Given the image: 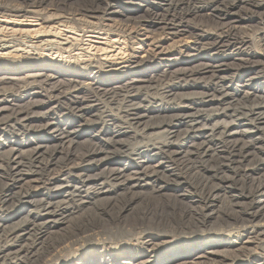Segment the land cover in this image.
Segmentation results:
<instances>
[{
  "label": "bare ground",
  "instance_id": "obj_1",
  "mask_svg": "<svg viewBox=\"0 0 264 264\" xmlns=\"http://www.w3.org/2000/svg\"><path fill=\"white\" fill-rule=\"evenodd\" d=\"M5 2L0 15L33 16L43 27L34 35L0 31V264H255L252 246L264 249V83L253 84L264 77V48L236 59L232 66L254 68L235 89L229 86L235 75H223L228 66L214 64L208 53L249 48L254 37L245 36L243 24L254 16L264 24V3ZM68 25L80 32L123 27L118 30L126 37L161 31L178 39L187 58L160 60L147 53L118 68L101 61L59 68L44 55L74 51L72 43L54 40ZM212 26L221 29L213 33ZM215 77L220 95L204 96L199 87H211ZM183 135L186 142L176 143ZM197 193L204 200L201 209ZM166 196L187 209L183 214L196 231L251 227L238 235H202L160 261L154 252L164 242L161 231L148 234L155 230L146 229L144 215L136 214L132 225L122 218L137 213L145 198ZM85 215H94L102 227L116 222L119 228L100 233L110 247L62 255L78 236L73 223ZM65 229L70 236L57 242ZM146 233L132 243L136 234ZM95 235L90 232L85 241Z\"/></svg>",
  "mask_w": 264,
  "mask_h": 264
},
{
  "label": "rangeland",
  "instance_id": "obj_2",
  "mask_svg": "<svg viewBox=\"0 0 264 264\" xmlns=\"http://www.w3.org/2000/svg\"><path fill=\"white\" fill-rule=\"evenodd\" d=\"M258 1L264 3V0H262V1L258 0ZM0 2H2L3 4L6 3L5 0H0ZM246 7H249V6H246ZM17 16L18 15H14V14H4V15L1 14L0 15V31L3 30L1 32H3L6 35H9V34H12L13 31H15L17 29H21L22 34L24 33L26 35H34L36 31L40 30L41 27H43V25L42 26L40 25L42 22L38 21L37 18H33V16H29L28 18L24 17V16H18V17ZM254 17H255L254 20H250L251 22H248V23L245 22V24H243V25H247V29H249V31L247 29H245L244 32L245 33L247 32L245 36L248 37V35L251 34V35H249L248 38L250 39V36H251V37H254L251 39L255 40L254 41V40L250 39V41H251L250 45L251 46L249 45V48L244 49L240 52H237V50H233L231 47L228 49H225V50H222L224 48H219V50L213 48L208 53L209 54L208 56L212 57V61L214 64H216V62L218 61V62L226 64V66H228V67H224V70H226V71L223 73V75H225L226 77L231 76L233 74L235 75L234 80L229 85L230 88H232V89H235V87L239 88V85L241 83L243 84V81L245 79H247L249 76H252L253 75L252 70L254 68V67L251 68L249 66H244V67L232 66L235 63H237V64L239 63L238 62L239 60H236V59H241V57L243 58L246 55L248 56L250 54H255L258 51H259V53H261V50L264 48V30L262 28V27H264L263 20H262L263 18H259L257 16H254ZM54 25L58 26V24H54ZM62 25H64V24H62ZM70 27H71V29H70ZM105 29L106 30H104V31L103 30H96V31L88 30V31L80 32L77 29H74L71 25H68L67 27L61 26L57 30V32L59 31L58 33H60V35H56L57 38L56 39L54 38V40L69 42L70 44L72 43L74 51H72L70 53H65L63 55V57L56 55V54H54V56L49 55L52 52L45 54L44 57L47 56L46 58L51 59V62L53 64L56 63V66H58L59 68L61 66L63 67L66 65H70V66H74V67L79 66L78 68H80V66L82 64H84V62L88 64V63H96L97 61H101V63H103V64L105 63L107 66L112 64V65H114V68H118L119 63H122L123 61H127V60H130L131 62L136 61L137 57H141L142 55L147 54V53L156 54L157 59H160V60L161 59L165 60V58H166V60H169V59L172 60V59H176L179 57L187 58L186 56H187L188 52L184 51L180 47V44L178 43L179 42L178 39H176V38L174 39V38L169 37L166 34H162L161 31L157 32L156 36L155 35L154 36H152V35L147 36V35H143V33H133L130 37H128V36L126 37L127 34H125L124 32H122L123 33L122 34L120 32V30H122V29L125 30V28H123V27H115V28H112L111 31H109L108 28H105ZM118 29H120V30H118ZM208 29H210L213 33H215L217 31H220L221 27L220 26H212V27H209ZM259 30H262V31H259ZM28 32H30V33L28 34ZM86 32H88V33H86ZM18 33H21V32H18ZM244 34L242 33V35H244ZM252 34H254V35H252ZM43 35H45V34H42V33L38 34V36H43ZM124 35H125V37H124ZM242 35H240V36L242 37ZM23 38H27V37L23 36ZM150 38H152V39H150ZM157 43H158V46H157ZM256 43L257 44L259 43V44L257 45ZM249 49H250V51H249ZM148 51H150V52H148ZM170 54L174 55V56H170ZM70 55H71V57H70L71 59L69 58ZM72 57H74V58H72ZM230 62H232V63H230ZM160 66L163 67V69H164V65H160ZM236 75H238V76H236ZM263 78H262V80L256 79V81L254 82L253 85L255 86V85H260V84L264 83ZM217 81H218V83H217ZM214 82L215 83H213L211 87H209L205 83H203L201 85V87H199V89H205V92H203L204 96L206 94H208L209 92L210 93L214 92L215 96H217V97L220 95V93H221V89H220L221 81L219 82V79L215 77ZM214 84H216V85H214ZM215 89H216V91H214ZM250 123L251 122H249L248 124H250ZM257 127H258V125H257ZM257 135H259V134H257ZM184 138H185L184 135L182 136V138L178 137L176 143H185L186 140H184ZM83 148L85 149V146H83ZM117 159H118V157H117ZM204 160L206 163L207 160L206 159H204ZM205 163H203V161H201L200 166H202V169L203 168L205 169ZM209 165L208 166L211 168V167H213L214 163L211 162V163H209ZM238 185L239 184H237L235 187L240 188V186H238ZM245 188L247 191L249 190L248 185H246ZM0 190H1V186H0ZM197 194L199 196V198H197V203H196L197 207L203 208L204 207V204H203L204 200L201 197L202 195H200V193H197ZM143 203H142V207H140V209H138L136 211L137 213L134 212L129 217H127L125 219L122 218V222H126L128 225H132L134 220H136V218H137V217H135L136 214H140V216H143V215L145 216L146 229H148L147 227H150L151 230H155L154 233L152 231H148L147 232L148 234H157L156 231H159V232L161 231V233H158V235L165 237L164 239H162V241H164V242L158 248V250L154 252L155 253L154 254L155 259H157V257H158V260H160V261L162 259L166 258V256L170 255L171 253L176 252L177 250H183V251L187 250V248L189 247V244L191 245L192 242L197 243L198 241H200L199 237H201L202 235L203 236L204 235L205 236H207V235L225 236L227 234H232V233H234L235 235H238V234L243 232L242 230L245 231L251 227V226L246 227V226H243L240 224L234 225V226H229V227L227 225H223V227H221V229H220V227H217L215 229V231L212 230V232H214V233H205V232H201V231L206 230V232H207L210 227L209 226L207 228L203 227V228L199 229L198 231H196L194 228L195 222L193 220L186 219L185 215L183 214V211H186L187 209H184L180 205L174 204V202L172 201V198H170L168 196L160 197V198H148V199L145 198ZM21 206L23 207L24 205H21ZM181 209H183V210H181ZM181 213L183 214L184 218L181 217L182 216ZM86 217H87V219H86ZM180 220H182V221H180ZM72 226H73V229H75V230H73V229H71V230H73V232L76 231L78 233V236L75 239H72L73 242H67L70 248L67 252H62V255L67 254V253L70 254L73 251L72 253H75V254L81 256L84 253L89 252L91 250H95V249L97 250L99 248H102L104 245H105V247H107V246L110 247V243L105 242V240H104V238L106 239L107 237H103V234H100V233H108V230L110 228L111 229L119 228L115 221H113V222L111 221V223L107 224L106 227H102L104 225L99 223L98 220L94 217V215H85L84 217L81 218V220L79 222L73 223ZM79 226H82L83 228L86 227L87 229L91 230L90 231L91 234L95 233L96 235L93 236L94 238H92V240L90 239V240L85 241V239L89 237V236L88 237H86V236L90 232H88L87 234H83L82 233L83 230L79 231ZM178 226L179 227L184 226L185 228L182 232L181 231H178V232H174V231L172 232L171 231L172 227H178ZM190 226H191V228H190ZM235 226H238V227L236 228ZM91 227H93V229ZM227 228H231V230L227 229ZM232 228L235 230H233ZM156 229H158V230H156ZM65 231L64 232L62 231V233H61L65 237L60 235L59 239H57V242H60L62 240H66L70 236L69 232L66 229H65ZM147 233L146 234H136L132 238V240H134L132 243L136 244L137 243L136 240H138V239H139L138 241H140V242L143 241V238H145V236L148 235ZM239 237L240 236H238V238ZM134 238H136V240ZM72 240H69V241H72ZM106 240H108V239H106ZM233 240H235V238H233ZM244 241L245 240L242 239L241 243H243ZM241 243L238 242V243H234V244H236L235 246H242ZM70 244H72V245H70ZM113 245H115V244H113ZM252 247L254 248V251L252 252V258L250 260H256L255 264L261 263L260 261H258L259 259H263V261H264V249L262 247L260 248V246L255 247V245H253ZM77 262H81V261L78 260ZM53 264H57V263L55 262Z\"/></svg>",
  "mask_w": 264,
  "mask_h": 264
}]
</instances>
